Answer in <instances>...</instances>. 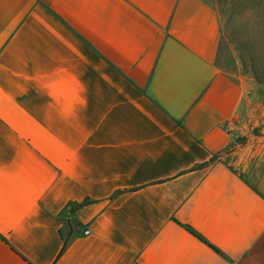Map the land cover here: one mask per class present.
Listing matches in <instances>:
<instances>
[{"label": "crops", "instance_id": "0c3cea01", "mask_svg": "<svg viewBox=\"0 0 264 264\" xmlns=\"http://www.w3.org/2000/svg\"><path fill=\"white\" fill-rule=\"evenodd\" d=\"M222 43L209 0H0V264H264Z\"/></svg>", "mask_w": 264, "mask_h": 264}, {"label": "rangeland", "instance_id": "374dc122", "mask_svg": "<svg viewBox=\"0 0 264 264\" xmlns=\"http://www.w3.org/2000/svg\"><path fill=\"white\" fill-rule=\"evenodd\" d=\"M209 1L222 25L218 66L243 82L251 99L247 130L236 138L237 150H229L227 162L235 167L241 158H254L264 140V0Z\"/></svg>", "mask_w": 264, "mask_h": 264}, {"label": "trees", "instance_id": "16d2710c", "mask_svg": "<svg viewBox=\"0 0 264 264\" xmlns=\"http://www.w3.org/2000/svg\"><path fill=\"white\" fill-rule=\"evenodd\" d=\"M196 235V234H195ZM200 240H203V238L201 237V236H199V235H196ZM67 245H68V241H66V244H65V248L67 247Z\"/></svg>", "mask_w": 264, "mask_h": 264}, {"label": "built area", "instance_id": "2783aa9c", "mask_svg": "<svg viewBox=\"0 0 264 264\" xmlns=\"http://www.w3.org/2000/svg\"><path fill=\"white\" fill-rule=\"evenodd\" d=\"M88 233V232H87Z\"/></svg>", "mask_w": 264, "mask_h": 264}]
</instances>
